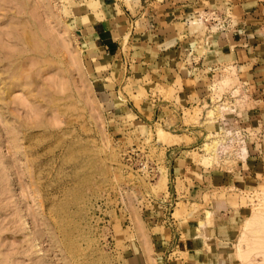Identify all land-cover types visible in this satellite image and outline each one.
Returning a JSON list of instances; mask_svg holds the SVG:
<instances>
[{
	"label": "rangeland",
	"instance_id": "rangeland-1",
	"mask_svg": "<svg viewBox=\"0 0 264 264\" xmlns=\"http://www.w3.org/2000/svg\"><path fill=\"white\" fill-rule=\"evenodd\" d=\"M93 1L99 2L0 0L1 51L15 49L13 30L21 34L33 27L49 47L55 21L62 44L83 64L75 79L70 67L60 65L66 50H58V108L39 114L18 88L7 106V115L13 114L7 122L17 130L0 122V264H137L136 224L171 260L180 254L177 244H156L155 226L175 230L181 211L201 221L207 210L205 228L218 218L228 232L205 244L212 263L264 264V224L247 225L252 215H264V0L201 2L209 8L198 14L203 28L212 26L218 37L226 33L220 47L235 26L247 31L245 39L248 33L258 38L249 56L236 63L209 52L201 35L194 53L202 99L186 104L174 100L181 87L169 83L175 69L165 66L164 55L155 63L148 51L153 44L147 24L137 23L136 32L145 35H132L117 57L104 56L102 65L98 54L92 58L83 37L90 20L83 17L90 13L99 20L104 9L100 2L92 9ZM48 6L59 21L50 18ZM68 84L74 91L70 101L62 96ZM34 120L45 127L32 129ZM205 174L227 183L209 187L201 182ZM180 185L186 195H178ZM248 250L243 262L239 252Z\"/></svg>",
	"mask_w": 264,
	"mask_h": 264
},
{
	"label": "crops",
	"instance_id": "crops-1",
	"mask_svg": "<svg viewBox=\"0 0 264 264\" xmlns=\"http://www.w3.org/2000/svg\"><path fill=\"white\" fill-rule=\"evenodd\" d=\"M203 1L214 2V0H121L119 3L117 0H99L102 9L104 8L103 11H100L102 15L99 20L95 17L90 18V23L86 26L83 37L88 49H90L89 46H92V50L98 54L100 57L99 64L102 65L104 63V56L117 57L122 52L126 40L130 42L132 35L133 38L137 37V35H145V33L136 32L137 23L141 27L147 24V32H149L148 41L154 46L150 47L148 51L154 53L155 63L162 61L161 55H164L165 66L175 69L176 72V76L169 83L181 84L180 90L176 93L174 100L185 104L193 100H201L202 90L200 84L202 81L196 75V71H198L200 65L194 53L198 48L197 43L200 42L199 37L205 35L208 46L207 50L209 52L214 50L219 57L222 56L226 60L230 59L232 62L235 59L236 63H239L238 59H245L246 56H249L251 53L250 49H255L254 41L258 38L256 33L252 35L248 33V37L245 39L242 32L247 33V31H241V29H236V26L233 27L234 25H232L233 29L230 32L231 40L220 47L223 44L222 42L226 33H221L218 37L213 32L212 26L207 25L205 29L199 22L198 14L202 11V8H204L205 12L209 9L202 7L201 2ZM130 25L133 26V30ZM214 36H217L219 39L217 37L215 39ZM140 43L141 40L135 41L133 45H140ZM244 43L246 44L245 46L241 45ZM180 66L183 68L181 71L179 70ZM196 182L199 181L194 179L193 183ZM201 182L203 184L206 183L209 187L219 188L227 183V179L217 177L214 174H205ZM180 186L178 190L181 193L178 192V195L187 193L184 190L185 188H182V185ZM180 215L181 219L175 222V230H172L170 227L162 228L157 225L155 226L158 230L156 231V244L165 243L169 246L177 244L176 248L180 254L175 258L168 260L165 252L160 253L156 250L151 234L148 235L149 243L153 244V246L150 244V247L155 264H215L211 262L214 260V254L205 252L204 247L206 243L212 242L214 236L217 238L225 237L228 232H224L221 229L225 225L219 226V219L216 218L215 221L217 223L212 227L208 226L206 229V237L197 240L196 235L198 232L196 231V225L200 222L197 219V215L189 211L187 215L186 212L181 211ZM138 238L139 251L134 259L137 260V264H148L149 261L145 248Z\"/></svg>",
	"mask_w": 264,
	"mask_h": 264
},
{
	"label": "bare ground",
	"instance_id": "bare-ground-1",
	"mask_svg": "<svg viewBox=\"0 0 264 264\" xmlns=\"http://www.w3.org/2000/svg\"><path fill=\"white\" fill-rule=\"evenodd\" d=\"M98 3L99 2H97V1H93V2L90 3V7H92V9L96 8V10H97L99 8V4ZM48 8H49V11L48 12L52 16L50 18L51 19L52 18L53 19H56L57 15H54V13L52 12V10H51V8L49 6H48ZM89 14L90 13L86 14L83 17L87 21L90 20V18H89L90 15ZM56 21H59V20L56 19ZM55 23L56 22L54 21V27L53 28L48 27V28L51 29V31H48V32H50V35L53 38V42H52L53 44H48L49 47L47 46V43H45V41L41 38V34H43V33L39 34L37 32V29L36 28H35L36 30L34 31L33 30L34 27H33V29H30V31H26L25 30V33H21V34H18L19 32L17 33V30H13V31H16V33H17V34L14 33V35L12 34L13 32H11L12 30L9 29V30H11L10 32L13 35V37H12L13 39H10V40H12V42L14 41V47H15V49L13 51H11V52L9 51L7 53H4V51H1L0 50V68H2L1 66H2L4 60L8 61V63L6 62L7 67L5 69H1L0 70V120H1L0 122H2L3 125H5L6 127L11 126L12 129L14 128L12 126V122H10V119L7 122V119L12 114L11 113L9 116L7 115L8 114L7 113V108L8 107L7 106H9V104H11V101L12 100L14 101V99L11 98V96L13 97L14 92L18 88L23 92V96L22 97L25 98L24 95L26 96L27 100H26V98H25V100L27 102L32 103V105H34L35 107L37 106V109L36 108L35 109L36 110H39V112H38L39 114H42V112H43V110H45V108H47V110H49V111H51V110H54L55 111L56 108H58V105L56 106V104H57L56 102H58V100L61 98V95H60V92H59V88H57V87H59L61 85L58 86V82L59 81L56 82V78H57L56 77V74H58L56 71H57V69H58L57 67L59 65L58 58L60 57L58 50L61 51V52L62 51L65 52V50H66V52L63 53L64 56H65V57H63L64 58L63 60H65V61H63V60L61 61L60 60L61 61L60 62L61 63L60 65L61 66L62 65H65V67H67V68L70 67L71 68V75H73L75 79H76V73L75 72L78 71V73H80L81 72L80 69L81 68L83 69L82 60L80 59V57H76L77 56L76 54H78V53H75L76 51L74 52V50L72 48L71 49L68 48L69 47V44L66 45L67 47L64 44H62V40L57 35V32L60 33L58 31L59 29H57V24L59 25L60 22H57L56 26H55ZM85 23H87V22H85ZM36 24H39V22L36 23ZM37 27H38V25H37ZM13 29H15V28H13ZM67 29L66 30L63 29L65 31L64 33L62 32L63 35L64 34L66 35V33L68 31ZM40 31H42V30H40ZM42 36H44V35H42ZM64 39L66 41L68 40L67 38H64ZM12 42H10V44ZM1 48L3 49L4 46L1 47ZM89 48L92 51V52H90L91 53V56L95 60L96 57H97V53H95L94 50H92V46H89ZM69 50H71V58H67L68 57L67 54L70 53ZM7 51H8V49H7ZM73 53H74V55H73ZM67 61L68 62L70 61V62L68 63ZM43 74L45 76L48 75V78H44V75ZM81 77L83 79V76H81ZM81 77H80V79H81ZM84 82L85 81H83V83ZM62 91H63V95L62 96L66 100H68L70 97H73L74 96V91L72 90V86L70 87V84H68L67 87H64L62 89ZM17 100H16V103H17ZM70 100L71 99H69V101ZM26 101H25V104L26 105H28L30 108H32V107L34 108V106H32L31 104H28ZM67 103H68V101H67ZM69 103H71V102H69ZM19 104L20 103L18 101V105ZM21 106H24V105H21ZM69 106H71V104H69ZM17 107L19 108V106H16V108ZM23 108H25V106ZM16 110H19V109H16ZM42 115H44V114H42ZM38 117L39 116L37 115L36 120H38ZM36 120H34V122L31 121L32 123H34V124H32V125H34V127L32 129L37 128L38 126H40V125L43 124V123L40 124V121L37 122ZM11 121H13V120L11 119ZM10 123H11V125H10ZM15 123H17V122L15 121ZM3 125L1 124V127H3ZM25 125H24V128H25ZM44 125L45 124H43V126ZM16 127H18V125H16ZM16 127L14 128L15 130L13 129L14 131L17 130ZM8 129H10V128H8ZM29 129H30V127H29ZM0 130H3V129L0 128ZM19 131H20V129H19ZM25 131H26V129H25ZM18 133H20V132H18ZM160 133L162 135H165V136L166 135L167 136L170 135L169 133H167L166 131H164L162 129H161ZM14 135H16V134H14ZM19 135H21V134H19ZM19 135L18 136L16 135V138L17 137H20ZM16 140H17V143H19L18 142V139H16ZM166 140H170V138H167ZM8 171H9V169H8ZM261 201H263V203H264V197H263V200H261ZM258 211H262V210H259L258 209ZM262 212H264V210ZM262 215H263V213L261 214V212H259L258 214L252 215V217L250 216L251 219L250 218L248 219L247 225L250 226V227H252L254 225L255 226L256 225L257 226L260 225V227H262V225L264 224V220H263L264 219V217H263L264 215L263 216ZM210 216H211V211L207 210L204 213L203 219L200 221L199 225L196 228V231L198 232L197 235H196V239L197 240L198 239L200 240V239H202V237H204L203 236V232H204V229H206L205 227L207 225L206 219H209ZM262 229L263 228H261L260 230H262ZM136 232H137V236L139 237V238L138 237L137 238L140 239L139 241L142 242V245L145 248V252L147 254L148 261H149L148 264H155V260H154V257L152 255V250H151V247H150V244L151 243H149V239H148L147 232L145 231V229L142 226H139L138 224H136ZM259 232H261V231H259ZM240 249H241V247L239 248V250ZM253 250H251V251H253ZM241 251L239 252L240 259L243 262L248 261V258L250 256L251 252L249 250L246 251V252L245 251L241 252ZM236 254H238V253H236ZM236 256H237V259H238L239 256L238 255H236ZM144 258H145V256H144Z\"/></svg>",
	"mask_w": 264,
	"mask_h": 264
}]
</instances>
